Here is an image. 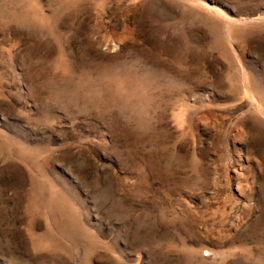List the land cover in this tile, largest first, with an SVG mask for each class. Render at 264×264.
I'll use <instances>...</instances> for the list:
<instances>
[{"label": "rangeland", "instance_id": "374dc122", "mask_svg": "<svg viewBox=\"0 0 264 264\" xmlns=\"http://www.w3.org/2000/svg\"><path fill=\"white\" fill-rule=\"evenodd\" d=\"M0 264H264V0H0Z\"/></svg>", "mask_w": 264, "mask_h": 264}]
</instances>
